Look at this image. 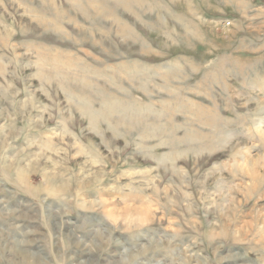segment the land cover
<instances>
[{"label":"rangeland","instance_id":"rangeland-1","mask_svg":"<svg viewBox=\"0 0 264 264\" xmlns=\"http://www.w3.org/2000/svg\"><path fill=\"white\" fill-rule=\"evenodd\" d=\"M0 264H264V0H0Z\"/></svg>","mask_w":264,"mask_h":264}]
</instances>
